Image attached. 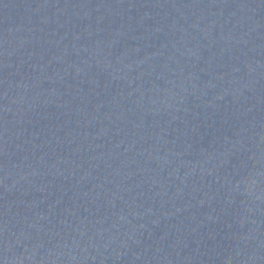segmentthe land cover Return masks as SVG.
I'll use <instances>...</instances> for the list:
<instances>
[{
  "label": "water",
  "instance_id": "water-1",
  "mask_svg": "<svg viewBox=\"0 0 264 264\" xmlns=\"http://www.w3.org/2000/svg\"><path fill=\"white\" fill-rule=\"evenodd\" d=\"M0 264H264V0H0Z\"/></svg>",
  "mask_w": 264,
  "mask_h": 264
}]
</instances>
